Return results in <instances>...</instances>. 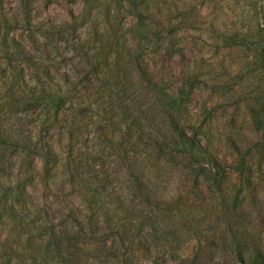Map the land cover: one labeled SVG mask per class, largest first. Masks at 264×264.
<instances>
[{"label": "rangeland", "instance_id": "obj_1", "mask_svg": "<svg viewBox=\"0 0 264 264\" xmlns=\"http://www.w3.org/2000/svg\"><path fill=\"white\" fill-rule=\"evenodd\" d=\"M0 23L3 35L43 63L25 75L61 96L35 108L0 97V127L16 143L0 146V181L13 195L26 185L32 220L59 235L74 264H182L199 242L204 264H242L224 208L264 255V123L243 106L250 88L237 91L259 72L252 59L264 46L262 0H0ZM100 44L111 61L119 58L106 90L87 57ZM118 95L143 127L165 129L174 116L190 134L213 141L222 162H244L245 176L227 169L217 176L221 188L209 185L181 155L128 132ZM226 130L239 135L241 152ZM94 175L149 223L169 224L179 242L130 243L92 227L81 179ZM12 230L0 209V264H44Z\"/></svg>", "mask_w": 264, "mask_h": 264}, {"label": "trees", "instance_id": "obj_2", "mask_svg": "<svg viewBox=\"0 0 264 264\" xmlns=\"http://www.w3.org/2000/svg\"><path fill=\"white\" fill-rule=\"evenodd\" d=\"M7 21V20H4ZM80 22L79 24H82ZM78 26V25H77ZM245 40V39H244ZM104 44V43H103ZM103 44L88 55L90 62V72L104 75L100 88L106 90L109 86V75L114 72V66L119 58L113 62L109 57V52ZM243 45V43H239ZM185 59L186 55L183 50H178ZM0 55L4 58L0 63V97L12 105L23 104L30 108L39 105L58 104L60 95L53 93L51 87L43 85L40 79L36 77H27L26 68H35L40 70L43 63L36 59L16 37H8L2 34V24L0 23ZM248 57V61H249ZM258 73L249 74L242 87L250 88L249 95L243 97L242 103L245 109L251 111L256 121L264 123V46L261 54H254ZM251 60V59H250ZM255 70V69H254ZM239 72V70H238ZM49 75V73H45ZM49 78V76H47ZM47 86V87H46ZM245 92V90H244ZM122 96L116 97L115 103L121 109V117L128 124V132L137 131L141 136L155 141L158 148L169 150L171 153L181 155L194 168L201 171V176L209 185L216 183L217 188H221L223 180L217 176L225 173L226 170L237 171L238 174L245 176L242 165L235 166L228 161L222 162L219 155L214 150L213 141H204L197 135H192L182 128L174 116H171L165 129L155 127L151 124L143 127L140 123L142 118L131 112L128 107H124L121 101ZM256 114V115H255ZM223 135L235 151L241 152L238 136L233 131L226 130ZM256 135V132H255ZM258 133L257 136H259ZM261 137V136H260ZM14 137L2 131L0 127V146H9L14 143ZM24 145L30 147L27 141ZM3 160V159H0ZM1 163V161H0ZM3 170L0 164V171ZM86 189V214H90V223L92 227L107 229L114 238H123L130 243L143 242V240L163 241L169 243L179 242L178 235H171V229L167 225L145 220L137 209L124 205L123 197L113 196L108 192V185L105 179L97 175L94 177L81 179ZM0 209L5 218L13 224L12 233L16 241L25 249L41 256L44 264H74L61 247L58 241L59 235L49 227L36 223L31 218V210L26 202V185L18 187L16 194L7 193L4 189V183L0 181ZM3 186V187H2ZM145 190L150 187L145 183ZM157 206L158 204L154 202ZM160 206V205H159ZM225 220L227 221V230L230 238V244L234 256L240 259L242 264H264L263 250L248 236L246 227L234 223V215L230 212L231 208H224ZM230 210V211H229ZM233 210V209H232ZM202 221L197 222L195 231L200 232ZM190 242L188 243V245ZM186 249V248H185ZM184 249V250H185ZM203 245L197 244L195 253L192 256L180 257L182 264H204L205 258L202 255Z\"/></svg>", "mask_w": 264, "mask_h": 264}, {"label": "water", "instance_id": "obj_3", "mask_svg": "<svg viewBox=\"0 0 264 264\" xmlns=\"http://www.w3.org/2000/svg\"><path fill=\"white\" fill-rule=\"evenodd\" d=\"M262 9H263V16H264V0H262Z\"/></svg>", "mask_w": 264, "mask_h": 264}]
</instances>
